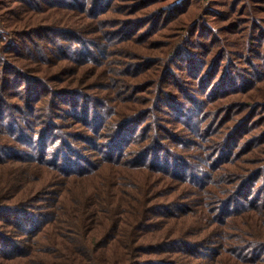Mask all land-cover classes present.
Here are the masks:
<instances>
[{
    "label": "trees",
    "instance_id": "1",
    "mask_svg": "<svg viewBox=\"0 0 264 264\" xmlns=\"http://www.w3.org/2000/svg\"><path fill=\"white\" fill-rule=\"evenodd\" d=\"M0 264H264V0H0Z\"/></svg>",
    "mask_w": 264,
    "mask_h": 264
}]
</instances>
